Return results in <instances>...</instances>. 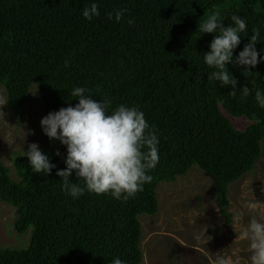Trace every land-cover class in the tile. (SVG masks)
<instances>
[{"label": "trees", "instance_id": "16d2710c", "mask_svg": "<svg viewBox=\"0 0 264 264\" xmlns=\"http://www.w3.org/2000/svg\"><path fill=\"white\" fill-rule=\"evenodd\" d=\"M91 2L101 15L88 21L81 10ZM119 8L135 23L109 20ZM214 11L226 25L233 14L246 20L248 35L234 57L256 29L257 51L264 47V0H0V85L9 109L20 113L35 84L45 116L74 106L70 90L84 86L112 107L138 106L160 138L151 183L127 201L88 192L77 200L67 196L55 174L65 168L60 143L40 148L56 165L48 176L33 173L24 153L12 159L14 176L0 160V201L15 208V230L30 233L26 246L0 247V264H110L113 257L141 264L138 216L157 211L159 182L193 165L211 177L219 211L229 218L228 185L250 172L262 153L264 109L254 93L264 89V62L247 76L242 66L227 65L236 89H252L248 97L209 83L212 69L202 57L214 34L201 35L198 24ZM222 110L249 123L237 129ZM69 179L77 183L74 173Z\"/></svg>", "mask_w": 264, "mask_h": 264}, {"label": "clouds", "instance_id": "9594fccd", "mask_svg": "<svg viewBox=\"0 0 264 264\" xmlns=\"http://www.w3.org/2000/svg\"><path fill=\"white\" fill-rule=\"evenodd\" d=\"M126 13L128 9L119 8L107 15L116 23L126 20L127 24H134L135 18L126 17ZM81 15L88 21L99 17V4L91 2L84 6ZM230 19L231 23L226 25L221 13L214 11L206 20L199 22L201 35L214 34L202 59L212 69L207 75L209 83L218 81L220 87L231 86L233 91L229 94L233 97L237 90L243 97H248L252 89L246 86L236 89L237 80L227 65L242 66L243 74L247 76L249 69L264 62V47L257 51L256 44L262 41L260 30L256 29L234 57V50L240 45L241 38L248 35V30L243 17L233 14ZM65 66H68L67 62ZM69 95L78 101L74 106L69 104L49 112L39 122L42 133L49 140L59 141L66 149L63 158L65 168L55 173L62 180L61 190L73 200L88 192L108 194L113 199L127 201L142 192L144 185L151 183L153 177L150 172L160 160V138L155 125L147 122L138 106L120 103L112 107L109 98L97 101L84 86L73 87ZM254 99L258 107L264 109V89L256 88ZM55 155L59 156L60 152L57 150ZM24 156L35 174L48 176L56 168L37 143L28 144ZM73 173L77 183L70 182ZM212 189L214 191L213 185ZM260 205L254 199L248 202L249 209H258ZM236 219L240 220L239 213ZM240 238L247 242L248 264H264V215L250 217ZM110 264H126V261L113 257ZM217 264L230 262L218 257Z\"/></svg>", "mask_w": 264, "mask_h": 264}, {"label": "rangeland", "instance_id": "374dc122", "mask_svg": "<svg viewBox=\"0 0 264 264\" xmlns=\"http://www.w3.org/2000/svg\"><path fill=\"white\" fill-rule=\"evenodd\" d=\"M35 86L31 85L29 104L17 114L6 106L4 87L0 85V160L12 176V159L27 151L28 144L37 143L50 151L59 143L42 133L39 122L43 103ZM222 112L237 129L249 123L243 116ZM261 146L262 153L253 169L228 185V219L219 211L211 177L197 165L171 181L159 182L157 211L138 216L141 264H217L218 257L230 264H248L247 242L240 238V233L250 217L264 215V139ZM252 199L261 203L258 209H249L248 202ZM15 219V208L0 201V247L28 244L29 231H16Z\"/></svg>", "mask_w": 264, "mask_h": 264}]
</instances>
